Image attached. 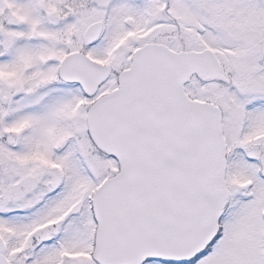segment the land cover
<instances>
[{"label": "snow or ice", "instance_id": "snow-or-ice-1", "mask_svg": "<svg viewBox=\"0 0 264 264\" xmlns=\"http://www.w3.org/2000/svg\"><path fill=\"white\" fill-rule=\"evenodd\" d=\"M0 264H264V0H0Z\"/></svg>", "mask_w": 264, "mask_h": 264}]
</instances>
